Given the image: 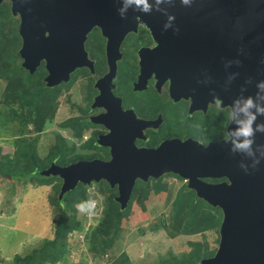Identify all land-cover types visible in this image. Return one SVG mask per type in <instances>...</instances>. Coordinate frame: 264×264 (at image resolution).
Listing matches in <instances>:
<instances>
[{"label":"water","instance_id":"obj_1","mask_svg":"<svg viewBox=\"0 0 264 264\" xmlns=\"http://www.w3.org/2000/svg\"><path fill=\"white\" fill-rule=\"evenodd\" d=\"M9 1L11 11L20 17L23 66L33 71L45 60L48 85L67 82L71 70L91 64L84 42L94 25L115 53L140 18L159 47L177 50L172 53L180 60L178 68L196 89L193 100L202 99V94L210 101L217 97L232 112L228 138L207 146L170 140L155 149H139L126 124L114 127L98 139V144L111 147L110 161L52 163L40 171L42 176L62 180L59 196L79 182L103 180L111 188L116 186L115 201L125 209L137 179L173 173L187 180L198 198L222 212L218 249L200 264H264V132L249 138L251 154L234 150V144L244 140L235 133L248 119L240 111L245 101L251 97L264 107V88L259 87L264 83V0H191L188 5L181 0H149L148 13L134 5L125 7V0ZM249 112L256 115L254 129L264 125V115L256 114L255 108ZM105 117L96 122L106 125ZM203 178L225 181L208 183Z\"/></svg>","mask_w":264,"mask_h":264},{"label":"flooded vegetation","instance_id":"obj_2","mask_svg":"<svg viewBox=\"0 0 264 264\" xmlns=\"http://www.w3.org/2000/svg\"><path fill=\"white\" fill-rule=\"evenodd\" d=\"M16 21L20 25V17ZM18 36L19 69L15 74L33 78L42 70L38 78L43 82L48 109L54 102L68 103L67 117L59 121V128L67 133L73 129L71 139L74 141L68 143L62 133H58L57 137L67 149H72L68 156H88L65 165L82 160L110 161L111 147L98 144V139L123 124L128 126L132 143L139 149H155L170 140H192L207 146L228 138L227 126L232 119L230 107L217 97L210 101L204 94L202 99L193 100L196 89L188 82L187 74L178 68L180 60L172 53L177 50L159 47L151 28L140 18H137L135 30L125 34L115 53L108 48V39L100 27L94 25L84 42L91 64L75 67L68 74L67 82L55 85L47 84L50 71L45 60H41L33 71L23 66L19 54L22 45L19 30ZM103 116L107 126L96 122L101 121ZM76 132L79 135H75ZM77 142H80L79 151H75ZM87 144L90 147H83ZM168 174L160 177L163 179ZM176 178L184 182L182 185L188 186L187 180L179 176ZM137 181L147 182L137 179L135 183ZM203 181L218 183L225 178H203Z\"/></svg>","mask_w":264,"mask_h":264},{"label":"rangeland","instance_id":"obj_3","mask_svg":"<svg viewBox=\"0 0 264 264\" xmlns=\"http://www.w3.org/2000/svg\"><path fill=\"white\" fill-rule=\"evenodd\" d=\"M4 3L16 23L12 25L18 34L19 25L16 20L19 21V16L11 12L9 0H3L0 6ZM0 27L3 36L13 38L11 20L3 17ZM13 41L1 42L0 55L7 53L11 44V49L14 47ZM18 41L20 44V39ZM41 74L42 70H39V73L30 79L32 85ZM20 77L26 79L23 75ZM17 87L18 84L11 78L0 76V144L3 155L10 159V169L22 167L18 165L21 161H17L14 151L26 142L36 143L37 155L40 161H43L56 146L58 133H62L68 143L74 141L71 139L73 129L67 133L60 131L59 128V121L67 117V102H54L42 129L36 131L32 115L37 109L31 110L28 103L20 106L14 100L12 94L17 92ZM79 146L80 142H77L75 151H79ZM14 161L18 164L16 165ZM57 183L61 185L62 180L53 179L50 184L39 185L34 180L25 182L0 175V264H13L15 254L24 255L53 237L58 210L49 202L48 197L53 194V186ZM100 184L106 188L105 181H101ZM161 184L164 190L151 191L145 200L132 202L131 208L121 221L118 237L104 254L93 256L94 248L87 239L78 242L71 237L67 241L75 249L74 254L70 256L68 251L66 263L60 261L54 264H110V257L117 259L121 255L126 257L123 264H155L162 258L180 257L181 254L190 252L193 250L190 243L194 242L207 245L208 253L215 254L219 246L220 225L217 229L212 227L211 230L184 233L183 222L180 226L175 223L172 208V201L184 182L166 175ZM79 198H75L76 202Z\"/></svg>","mask_w":264,"mask_h":264},{"label":"trees","instance_id":"obj_4","mask_svg":"<svg viewBox=\"0 0 264 264\" xmlns=\"http://www.w3.org/2000/svg\"><path fill=\"white\" fill-rule=\"evenodd\" d=\"M3 17L11 20L13 38L10 36H3L0 33V44L4 40L7 42L10 41L11 43L14 40V47L11 49V44L7 53L0 55V76L2 78H11L18 84L17 92L12 95L14 96V100H16L20 106H24L28 103V108L31 110L37 109L34 112V115H32L34 118L32 123L34 129L39 131L42 129L49 111L47 102L44 100L45 89H43V82L37 78L32 85L30 77L27 76L26 79H21L20 75L15 74L19 69L17 63L15 64V62L19 60L17 55L19 36L17 31L15 33L13 29L12 24L15 22L10 15L6 3L1 4L0 6V21H2ZM51 96L52 95H50L49 98ZM75 135H79V133L76 132ZM83 147H90V144L83 145ZM2 150L3 148L0 144L1 176L23 180L25 182L34 180L39 185L50 184L53 179L61 180L57 176L46 177L40 174V171L46 169L52 161L57 165H65L78 159L88 158V156L82 154L68 156V154L72 152V149H67L59 137L56 139V146L52 149L51 153L43 159V161H40L37 155L36 143L26 142L22 144L20 148L14 151L17 161H21V164L14 161L16 165L18 164L19 166H22L19 169H10V159L7 155H3ZM168 175L178 177L171 173ZM161 181L162 177L158 178V180L150 179L147 182L137 181L132 190L128 206L125 209H121L119 204L115 201L117 195L116 188H111L107 184L105 188L104 186H101V182L98 184L91 182L99 188L98 190L104 196L103 213L97 219L89 236L86 237L88 240L86 241L90 243L92 248H94L95 253L92 254L93 256L96 255L98 257L104 254L107 248L113 246L114 241L118 237L121 221L126 216L127 211L131 208L132 202L135 200L139 202L145 200L150 196L151 191L159 192L164 190ZM87 185L88 184L79 182L76 188L68 191L63 196H59L61 185L57 183L53 186V194L48 197L49 202L58 210V218L54 224L53 237L45 240L40 246L32 248L24 255L15 254L13 257V264H54L60 261L66 263V256L70 246L67 241L69 235L73 230L80 229L82 225L83 213L78 211L77 205H79L80 202L89 199V196L86 193ZM75 198H79L77 202ZM172 208L174 211L173 215L175 217V223L180 226L183 222L182 231L184 233H196V231L211 230L212 227L217 229L222 220L221 210L218 207L210 206L204 200L198 198L193 190H190L187 185H182L178 190L176 197L172 201ZM190 245L193 246V250L190 252L183 253L180 257L170 256L167 259L162 258L155 264H200L202 258L214 254L208 253L207 245L200 242L190 243ZM125 259L126 257L122 255L117 259L110 257V264H123Z\"/></svg>","mask_w":264,"mask_h":264},{"label":"clouds","instance_id":"obj_5","mask_svg":"<svg viewBox=\"0 0 264 264\" xmlns=\"http://www.w3.org/2000/svg\"><path fill=\"white\" fill-rule=\"evenodd\" d=\"M157 3H160V0H156ZM184 5H188L191 3V0H181ZM134 5L136 9L141 12L148 13L151 11V7L149 4V0H125V7ZM123 9H121V18H123ZM171 19V17H170ZM167 27V25H166ZM260 88H264V83L259 85ZM219 103V101H217ZM255 108L256 114L264 115V107H261L258 104H255L253 99L249 97L244 106L240 109V111L245 112L248 116L246 122H243L242 127L235 133L237 137H243V142L235 143L234 150H240L244 152H250V145L252 144V140L250 137H254L256 132H264V125L257 124L255 129L252 127L253 122L256 120V115L249 112V109ZM259 161H257L258 163ZM78 211L84 213L86 215H94V209L96 208V202L94 200H85L82 201L79 205H77Z\"/></svg>","mask_w":264,"mask_h":264},{"label":"built area","instance_id":"obj_6","mask_svg":"<svg viewBox=\"0 0 264 264\" xmlns=\"http://www.w3.org/2000/svg\"><path fill=\"white\" fill-rule=\"evenodd\" d=\"M86 193L89 196L88 200H94L96 202V208L94 209V215L82 214V225L80 229L73 230L69 235V238H74L78 242L86 240V237L89 236L90 231L94 228L97 219L102 215L104 210V197L101 192L98 190L94 183L88 184L86 187ZM70 245V244H69ZM75 249L73 246H69V255L74 254ZM76 254V253H75Z\"/></svg>","mask_w":264,"mask_h":264}]
</instances>
